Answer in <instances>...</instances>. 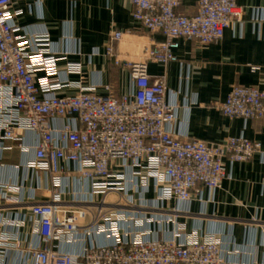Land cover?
Returning <instances> with one entry per match:
<instances>
[{
  "label": "built area",
  "instance_id": "built-area-1",
  "mask_svg": "<svg viewBox=\"0 0 264 264\" xmlns=\"http://www.w3.org/2000/svg\"><path fill=\"white\" fill-rule=\"evenodd\" d=\"M130 2L133 19L147 36L114 28L109 32L103 54L110 65L129 74L130 90L118 95L109 84L86 86L78 63H67L60 71L57 63L64 57L51 50L49 37L25 33L15 24L21 12L12 11V0H0V172L16 179L20 170L23 177L22 182L0 179V264H228L221 240L213 235L152 239L149 231L128 230L142 219L118 210L104 213L101 207L108 194L125 192L126 184L153 188L158 202L200 200L203 189L214 191L229 178L226 162L249 161L260 152L259 142L243 136L209 144L176 134V107L166 100V80H151L147 72L149 61L176 59L173 50L180 38L201 46L220 41L232 24H242L245 9L236 0H197L196 13L187 16L178 10L181 0ZM126 34L139 40L137 60L117 52ZM154 34L163 40L156 41ZM70 74L78 78L70 80ZM98 87L106 93H97ZM65 88L74 93L56 94ZM217 109L229 118L264 121V88L233 84ZM14 148L31 155L20 165L7 166L3 153ZM61 161L74 168L65 169ZM116 166L128 170L127 175L114 171ZM69 173L85 183L84 191L74 193L79 206L61 201L59 176ZM29 174L49 182L46 200L32 201L31 187L23 196ZM96 195L101 200L93 203ZM23 203L29 204L28 226L36 245L21 238L25 220L6 217L1 210L4 204ZM93 205L97 212L86 224ZM102 233L111 238L108 244H86V236ZM77 242L83 244L76 253L64 248Z\"/></svg>",
  "mask_w": 264,
  "mask_h": 264
},
{
  "label": "crops",
  "instance_id": "crops-1",
  "mask_svg": "<svg viewBox=\"0 0 264 264\" xmlns=\"http://www.w3.org/2000/svg\"><path fill=\"white\" fill-rule=\"evenodd\" d=\"M197 0H181L178 10L187 16L196 13ZM12 11L19 10L15 24L28 35H47L51 50L64 57L58 61L60 71L67 63L81 65L86 86L109 84L118 95L130 90L129 74L126 70L110 65L104 56V45L111 29L123 32L133 31L141 38L147 34L133 19L130 0H12ZM245 9L242 24L234 23L226 29L223 38L209 45L201 46L196 41L178 39V47L173 50L174 61L160 63L149 61L147 72L154 80L163 76L166 80V100L176 107V120L173 130L180 136L196 138L209 144L223 142L227 137L243 136L260 143V152L249 161L226 162L229 178L221 187L209 191L202 190L200 200L181 203L174 200L158 202L153 188L140 189L126 184V191L111 193L105 197L101 212L123 211L140 226L130 225L128 230L149 231V238H170L174 234L185 237L195 233L199 236L213 235L222 242L228 264H264V121L244 120L224 116L217 105L223 102L233 84L264 88V0H236ZM156 41L163 40L161 34L152 36ZM139 39V38H138ZM139 40L126 34L117 45V52L124 58H138ZM98 50L99 55H93ZM43 75L38 73L37 76ZM63 75V74H62ZM76 80L77 75H68ZM74 93V90L61 89L57 95ZM97 93L105 94L102 87ZM33 138L31 137V141ZM18 148L4 152L2 162L7 166L20 165L30 157ZM65 169L73 164L59 162ZM118 173L128 170L114 167ZM25 176V174H23ZM60 190L62 204L79 206L75 202V192L85 190V183L75 174H61ZM2 181L22 182L19 170L16 179L6 170L0 172ZM151 186V185H150ZM26 198L28 188H35L34 202L46 200L49 182L38 180L34 174L23 181ZM101 196L92 198L93 203ZM29 204L3 205V215L25 220L21 238L28 244H37L31 235ZM85 223H90L97 205L89 206ZM112 219V218H111ZM145 219H148L147 222ZM150 219V222H148ZM132 224H135L134 221ZM125 227H123L125 229ZM90 242L108 244V234H91L85 237ZM81 244H66L64 248L76 253Z\"/></svg>",
  "mask_w": 264,
  "mask_h": 264
},
{
  "label": "rangeland",
  "instance_id": "rangeland-1",
  "mask_svg": "<svg viewBox=\"0 0 264 264\" xmlns=\"http://www.w3.org/2000/svg\"><path fill=\"white\" fill-rule=\"evenodd\" d=\"M139 48H140V46H138ZM138 58H139V56H138ZM138 58H130L131 60H137Z\"/></svg>",
  "mask_w": 264,
  "mask_h": 264
},
{
  "label": "clouds",
  "instance_id": "clouds-1",
  "mask_svg": "<svg viewBox=\"0 0 264 264\" xmlns=\"http://www.w3.org/2000/svg\"><path fill=\"white\" fill-rule=\"evenodd\" d=\"M33 59L35 60V59H38V57H33ZM42 83H43V81H41Z\"/></svg>",
  "mask_w": 264,
  "mask_h": 264
}]
</instances>
